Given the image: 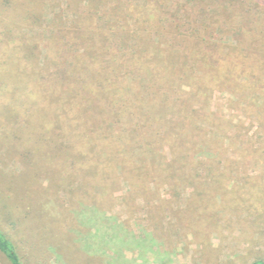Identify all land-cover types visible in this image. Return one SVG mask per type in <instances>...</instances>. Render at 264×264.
Masks as SVG:
<instances>
[{
	"label": "rangeland",
	"instance_id": "rangeland-1",
	"mask_svg": "<svg viewBox=\"0 0 264 264\" xmlns=\"http://www.w3.org/2000/svg\"><path fill=\"white\" fill-rule=\"evenodd\" d=\"M260 14L264 0H0V229L26 264L264 259V164L242 155L263 129L244 74L216 71L243 47L264 66V38L241 42L264 35ZM157 46L181 55L166 77Z\"/></svg>",
	"mask_w": 264,
	"mask_h": 264
},
{
	"label": "trees",
	"instance_id": "trees-1",
	"mask_svg": "<svg viewBox=\"0 0 264 264\" xmlns=\"http://www.w3.org/2000/svg\"><path fill=\"white\" fill-rule=\"evenodd\" d=\"M238 12H239V10H238ZM226 13H228V12H226ZM232 14L226 16L227 21L231 22L230 16H232ZM260 15L263 16L264 14H260ZM258 33H260V31H258L256 33L257 35L253 34L254 37H252L253 38V41H252L251 38L247 37L248 32H246L247 35L245 36V38L241 42L244 44L250 45L251 42L255 43L257 41V39H258V41L260 39H263L264 35H260ZM149 39H150V37H149ZM242 43H239V45H242ZM158 47L159 46H157L154 49V52L156 54L155 58L160 59L159 63L156 64L157 72H159L162 76L166 77V75L169 74V71L173 67H175L174 66L175 64L176 65L181 64L179 61V57L181 55H179L175 49L169 48L164 52V50H162V48L158 49ZM145 48L147 50L145 49V51L143 50L142 52L147 56V52H148L149 47L147 46ZM236 50L228 49V51H227L228 58L227 57L225 58L223 63L220 65V67L216 68V71L219 73H222V75L223 74L228 75V81H229V83H231V85L233 87H237V86L242 84L246 91H249L250 93L253 94L252 96H254V97L252 99H250L251 100V107H253L255 109L254 113L257 117L258 126L263 129V132L261 134L258 133L259 135H257V137H256L257 141H258L257 146L255 148H253L252 150L248 149L246 152L243 151L244 153L242 155L245 157V156H249V154L252 155L255 153L254 159L256 161L254 160V162L264 164V71H263L264 66L262 64H258V62L253 59V54H255V53L251 54V53L247 52L248 50H245L244 47L242 49H240L238 52ZM254 50L256 51L257 48H255ZM198 52H200V51H198ZM164 57L168 58L169 62L166 61V59ZM175 58L178 60L173 62L172 60H174ZM170 61L172 63H170ZM183 67H184V65H183ZM153 68H156V67H153ZM236 73L244 74L245 81L240 82L241 84H238V79H237V81L235 80L237 78V77L235 78ZM215 75L218 76V74H214V73L212 74L213 77ZM184 77L188 78V75L187 76L184 75ZM201 86H203V85L201 84ZM247 94L245 93V97L246 96L249 97ZM37 109H40V108H37ZM60 109L64 110V106H62ZM60 109H58V110H60ZM254 146H255V144H254ZM242 202H245V201H242ZM0 254L4 257V259L6 260V262L8 264H26L23 261L16 244L4 232H2L1 229H0ZM250 264H264V259H262L260 257H256L251 261Z\"/></svg>",
	"mask_w": 264,
	"mask_h": 264
}]
</instances>
